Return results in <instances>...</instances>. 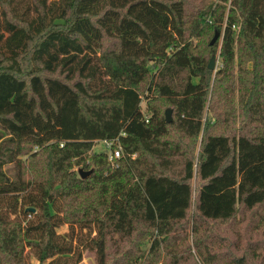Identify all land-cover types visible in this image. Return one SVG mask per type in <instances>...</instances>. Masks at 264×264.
Listing matches in <instances>:
<instances>
[{
  "label": "trees",
  "instance_id": "1",
  "mask_svg": "<svg viewBox=\"0 0 264 264\" xmlns=\"http://www.w3.org/2000/svg\"><path fill=\"white\" fill-rule=\"evenodd\" d=\"M217 32L224 68L214 79L218 42L194 40ZM238 84L239 129L212 134L209 96ZM257 121L264 0H0V264H27V248L40 264H78L74 228L92 234L84 244L97 264L142 262L146 239L152 262L165 253V264L264 263L256 252L236 259L242 237L231 230L241 213L264 211ZM100 141L121 151L115 164L92 153ZM75 166L95 169L81 178ZM249 222L264 238V214Z\"/></svg>",
  "mask_w": 264,
  "mask_h": 264
},
{
  "label": "rangeland",
  "instance_id": "2",
  "mask_svg": "<svg viewBox=\"0 0 264 264\" xmlns=\"http://www.w3.org/2000/svg\"><path fill=\"white\" fill-rule=\"evenodd\" d=\"M211 1H217V0H211ZM220 40L218 41V43L215 45V52L214 54L210 55L209 58L211 60V58L213 56L216 57V66H215V70H213L214 72V79L215 76L218 74L219 71H221V69L224 68V61L223 58L221 57V48H222V41H223V34H220ZM215 34H208L206 36V38L204 40L200 39H195L194 40V45H200V47H205L207 44H210V42L212 41V39L214 38ZM201 42V43H199ZM209 60V62H210ZM232 75V79L234 80H238L239 77V73L237 68L232 70L231 73ZM240 85L238 84L235 88V90L231 93V95H228L229 97L225 98L223 97L224 94H222L220 91L216 92L215 95H210L209 99H208V104H207V110H206V114L210 115V119H212V123H215L213 125L212 130L210 131L212 134H227L229 131H236L237 129H239L238 125L240 123V121H242L243 118V114H240V109L241 107L238 104V98L240 96V94L242 92H244L243 87L239 88ZM148 95V94H146ZM144 97V96H143ZM144 99V98H143ZM153 105L155 108H157V112L160 114V116H166V111L167 109H169L167 107V104L162 100V99H158L156 101L153 102ZM210 105L212 106V108H214L211 113L210 111ZM142 110L144 111L145 115L147 116L146 118L149 119L150 118V114L147 113V102L144 99L143 103H142ZM231 112V114H228L229 118H227L226 120H223L226 117V112ZM233 111H235V115L233 113ZM217 116H220V118L217 119ZM174 119V116H173ZM211 123V124H212ZM252 126L255 127V130L258 129L259 132L263 131L264 134V123L262 122L261 124L259 123V121L252 123ZM172 133L170 134L171 136H169V139L173 140V142H176L179 139V135L174 131V129L172 128ZM193 142V140H187L184 138V140H182V146H193L191 143ZM200 144H201V137L199 138V140L196 142L195 146H196V150L194 149V159L195 162H197V154L199 152V148H200ZM36 151V150H35ZM108 151V155H110L112 152H110L108 146L105 144V142L100 141L97 142L92 150V153H102V152H106ZM91 153V154H92ZM28 156H23V160H27ZM81 167L82 166H75L74 167V171L77 172L79 174V171H81ZM95 167L91 166L89 171H93L94 172ZM88 171V172H89ZM81 177V176H80ZM192 187L194 189V199H195V194H196V189L198 187V183L196 182V180H193L192 182ZM89 200H95L96 199V192L94 191L92 196L88 197ZM192 213L194 212L193 208H192ZM264 211L262 209H256L254 211H250L247 213H241L240 214V224L235 226V227H231V230L233 232H238L239 237H242V240L239 243L240 246V251L238 250V252H236V259L241 258V255H244L245 257L252 254V253H260L259 257H263L262 255H264V250L262 249V247L260 246L261 241H263V235L261 233H258L260 231H256L254 230L251 226H250V220L252 219V216L257 220V216H263ZM71 232L69 226H63L61 228L58 229V233L60 235H66L69 234ZM191 232V230H190ZM73 238H74V244L76 246H79V253H81V260L78 264H97V259H96V255L93 251H90L88 249H86V245L84 244V242H88L90 238H92V234L89 235L87 230H79L78 228H74L73 231ZM233 233L228 231V235H232ZM232 240L234 241L236 238L235 237H231ZM138 240L136 239V242ZM260 241V242H257ZM188 243L190 244V246L193 248V236L190 233V237H189V241ZM257 243V244H256ZM151 247V243L146 239V241L143 243L142 245V249L146 252L145 258L142 259V262L139 263H134L133 261L128 263V264H165V262L167 261V258H169V256H172L173 254H168L165 255L164 253V257H162V259L158 262H152L151 260H149V250ZM184 249V246L182 245V243H178V245H176L175 248V252L174 254H182ZM188 259H190V257L187 256ZM256 257H252L250 259H248L247 263L248 264H264V263H259L256 262ZM198 260V259H197ZM26 261L27 264H40L39 261L36 259L35 256V251L31 248H27L26 249Z\"/></svg>",
  "mask_w": 264,
  "mask_h": 264
},
{
  "label": "water",
  "instance_id": "3",
  "mask_svg": "<svg viewBox=\"0 0 264 264\" xmlns=\"http://www.w3.org/2000/svg\"><path fill=\"white\" fill-rule=\"evenodd\" d=\"M219 39H220V33L217 32L215 34L214 38L212 39V41L210 42V45L214 46L218 42ZM215 64H216V57L213 56L211 58L210 62H209L208 68L210 70H215V66H216ZM172 115H173V111L171 109H168L166 111V121H167V123H171L172 122ZM79 174H80L81 178H86V177H88L91 174V172L79 171ZM30 210L34 211L33 209H30Z\"/></svg>",
  "mask_w": 264,
  "mask_h": 264
},
{
  "label": "built area",
  "instance_id": "4",
  "mask_svg": "<svg viewBox=\"0 0 264 264\" xmlns=\"http://www.w3.org/2000/svg\"><path fill=\"white\" fill-rule=\"evenodd\" d=\"M105 144L108 146L109 149L111 148V143L105 142ZM110 152L112 153L109 155V161L112 164H115V162L121 157V151L119 149H116V150L110 149Z\"/></svg>",
  "mask_w": 264,
  "mask_h": 264
}]
</instances>
